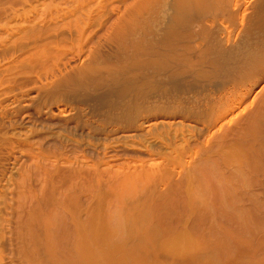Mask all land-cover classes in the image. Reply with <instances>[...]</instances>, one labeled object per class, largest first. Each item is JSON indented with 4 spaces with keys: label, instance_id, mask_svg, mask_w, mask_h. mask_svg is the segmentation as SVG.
<instances>
[{
    "label": "bare ground",
    "instance_id": "1",
    "mask_svg": "<svg viewBox=\"0 0 264 264\" xmlns=\"http://www.w3.org/2000/svg\"><path fill=\"white\" fill-rule=\"evenodd\" d=\"M0 264H264V0H0Z\"/></svg>",
    "mask_w": 264,
    "mask_h": 264
}]
</instances>
